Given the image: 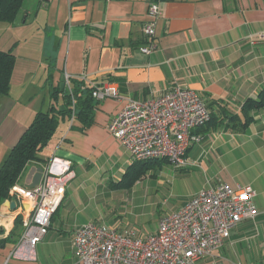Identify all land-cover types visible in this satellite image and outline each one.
I'll return each instance as SVG.
<instances>
[{
  "label": "crops",
  "instance_id": "0c3cea01",
  "mask_svg": "<svg viewBox=\"0 0 264 264\" xmlns=\"http://www.w3.org/2000/svg\"><path fill=\"white\" fill-rule=\"evenodd\" d=\"M158 1L161 14L152 20L150 0H24L15 24L0 22V52H12L16 59L9 95L0 98V169L35 115L50 108L53 90L66 74L81 78L85 86H112L122 99L97 101L88 127L74 120L62 123L40 160L27 165L20 187H36L53 157L73 164L74 180L100 186L108 180L105 173L124 178L135 162L108 127L126 101L153 100L176 87L194 90L212 119L193 132L199 140L190 145L189 165L178 170L200 173L198 187L181 208L203 187L227 184L252 187L259 211L198 264H264V108L245 112L248 100L264 89V43L250 42L264 32V0ZM148 23L155 30L151 40L143 33ZM152 43L156 49L144 54ZM58 106H63L61 97ZM249 118L252 122L243 127ZM69 190L37 248V261L10 264H79L73 235L94 222ZM12 202L1 205L2 239L17 218L24 219L26 206L16 202L12 211ZM13 247L0 249V264Z\"/></svg>",
  "mask_w": 264,
  "mask_h": 264
},
{
  "label": "built area",
  "instance_id": "2783aa9c",
  "mask_svg": "<svg viewBox=\"0 0 264 264\" xmlns=\"http://www.w3.org/2000/svg\"><path fill=\"white\" fill-rule=\"evenodd\" d=\"M158 2L150 0L152 20L161 14ZM143 33L151 40L155 36L153 24H146ZM250 42L264 43V32L251 36ZM155 49L152 43L142 52L150 54ZM71 78L66 74L67 87ZM93 87L96 101L122 99L112 86ZM211 119L199 93L176 87L153 100L128 99L108 130L134 161L166 160L174 169L182 170L189 165L187 153L191 143L199 140L193 132ZM75 178L70 161L53 157L36 187L26 189L16 185L11 189L10 197L26 207L22 213V235L3 264L37 261V248L48 235ZM255 197L256 192L250 186L203 187L183 208L161 218L156 234L146 239L133 232L121 233L113 227L88 223L73 235L74 254L79 264H198L219 251L242 221L259 215Z\"/></svg>",
  "mask_w": 264,
  "mask_h": 264
},
{
  "label": "trees",
  "instance_id": "16d2710c",
  "mask_svg": "<svg viewBox=\"0 0 264 264\" xmlns=\"http://www.w3.org/2000/svg\"><path fill=\"white\" fill-rule=\"evenodd\" d=\"M23 2L24 0H0V22L15 24ZM15 63L16 59L12 52H0V98L9 95ZM85 85L84 80L71 78L69 87L64 81L62 85L54 88L50 108L47 111H39L35 115L32 123L13 147L0 169V210L1 205L11 198L10 191L18 185L27 165L40 160V153L51 143L62 123L69 122L73 116L74 121L80 122L84 127L93 123V111L97 101L92 96L94 87ZM60 97L63 99L62 108L58 106ZM261 108H264V89L261 90L257 99L248 100L245 112L249 113L253 109ZM251 122L249 118L243 127H248ZM161 162L168 163L166 160L147 163L135 161L126 172L123 184L125 186L134 184L145 174V171L149 168L153 169L154 165ZM22 224V218H17L13 231L6 239H2L0 233V249L15 246L18 243L22 235V232L20 233Z\"/></svg>",
  "mask_w": 264,
  "mask_h": 264
},
{
  "label": "rangeland",
  "instance_id": "374dc122",
  "mask_svg": "<svg viewBox=\"0 0 264 264\" xmlns=\"http://www.w3.org/2000/svg\"><path fill=\"white\" fill-rule=\"evenodd\" d=\"M105 174L108 180L100 186L78 177L70 183L69 195L82 200L80 211L88 221L121 233L133 232L140 239L153 235L161 218L182 207L198 187L200 176L198 170L178 171L166 162L149 168L128 186L123 176L115 179L110 178L112 173Z\"/></svg>",
  "mask_w": 264,
  "mask_h": 264
},
{
  "label": "water",
  "instance_id": "95a60500",
  "mask_svg": "<svg viewBox=\"0 0 264 264\" xmlns=\"http://www.w3.org/2000/svg\"><path fill=\"white\" fill-rule=\"evenodd\" d=\"M16 208H17V203H16V202H12V203H11V210H12V211H15Z\"/></svg>",
  "mask_w": 264,
  "mask_h": 264
},
{
  "label": "bare ground",
  "instance_id": "6f19581e",
  "mask_svg": "<svg viewBox=\"0 0 264 264\" xmlns=\"http://www.w3.org/2000/svg\"><path fill=\"white\" fill-rule=\"evenodd\" d=\"M3 211H5V209Z\"/></svg>",
  "mask_w": 264,
  "mask_h": 264
}]
</instances>
